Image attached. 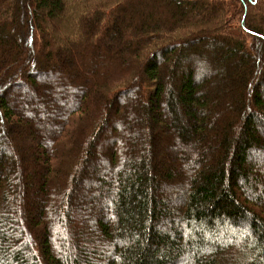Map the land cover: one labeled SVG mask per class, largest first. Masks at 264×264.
Masks as SVG:
<instances>
[{
	"label": "trees",
	"instance_id": "obj_1",
	"mask_svg": "<svg viewBox=\"0 0 264 264\" xmlns=\"http://www.w3.org/2000/svg\"><path fill=\"white\" fill-rule=\"evenodd\" d=\"M41 80L48 98L21 114L10 89ZM263 87L264 0H0V264H264ZM132 97L138 124L118 104ZM84 177L103 201L78 208Z\"/></svg>",
	"mask_w": 264,
	"mask_h": 264
},
{
	"label": "rangeland",
	"instance_id": "obj_2",
	"mask_svg": "<svg viewBox=\"0 0 264 264\" xmlns=\"http://www.w3.org/2000/svg\"><path fill=\"white\" fill-rule=\"evenodd\" d=\"M98 45H100V43ZM101 46H100V48H101ZM104 47H105V44H104ZM258 51H260V53H261L260 48L258 49ZM112 52H114V48L111 49L110 53H112ZM103 54L106 55V53L104 51H103ZM194 60H195V63H196L195 66L199 70L203 69V67L206 70H217V63L215 62L213 57L209 56L207 58H203L202 56H200V59H194ZM93 69H94V67H93ZM25 80L27 81V79H25ZM262 84L263 83H261V85ZM46 85L48 86L47 82H45L43 80L38 81L35 89H31L30 88L31 85H29V87H28V85L26 86V84L25 85H15L13 88L10 89V94L8 96L9 97L8 99L11 101V103L14 105V107L17 110L20 111L21 114L26 113L27 109L29 108V107H26V106L30 102H32V103H34V102L43 103L44 101H46V99L48 98V90H50V87H48V88L46 87L47 90L43 93V90H44ZM34 92H36V93H34ZM120 102L123 104V106L127 110L126 112H129V113L126 114L128 120H132L134 123L138 124L137 123L136 112L132 108V107H134V104L137 102L136 98L132 97L129 100H120V101H118L119 106L121 105ZM60 105H61L60 103H57L56 110H59ZM116 106H117V104L114 105L112 107V109L116 108ZM39 110L40 109H38V111ZM35 112L38 115V112L36 110H35ZM35 120L38 121L37 118H35ZM35 120L32 117V121L35 122ZM112 121H113V118H110L109 119L110 124L112 123ZM227 121H228V117L226 116V118L220 117V119L216 120V122H215V119H214V121L211 122V123H213L214 128H215L214 132H215V135L217 137V141L219 139H221V136H220L221 133H222L221 129L223 128L221 126H225L224 124ZM120 122L123 123V121H120ZM167 122H169V121L167 120ZM35 123H36L37 129L34 128V130L36 131V133L39 134V143H40V140H41V142H45L46 143L45 138L42 139V137H41V134L44 135L43 130H42V126L40 127V125H38L37 122H35ZM139 124H140V122H139ZM114 127L117 130H119V131L122 130L121 128H119V125L118 126L116 125ZM144 128L145 127L142 124H141V128L139 127V125H136V130H133L134 132H131L132 133V138L134 139V141L136 142L137 145H140V143L143 142V131H144ZM19 133H22L21 129L19 130ZM260 133H261V135L264 138V128H261ZM87 134H88V132H86L85 130H81L79 132L78 140L76 142L78 147H80V146L85 144ZM104 135H106V131L103 134H101L100 139L97 142L93 143L94 144V150H93V153H92V157L88 158L89 164L86 166V174H88L89 177L92 180H93V177H91L90 175H94L95 177H98V175H97V174H99L98 172L99 171L102 172L104 170L103 167H102V164L104 163V159L102 158V156L106 155L104 153L105 152V145L102 143L103 140L105 139ZM215 135L211 134L210 136L212 138ZM16 136H17V139H18L19 135L16 134ZM20 136L23 137V138H22L21 141L18 140L19 142H18L17 146H18V149H19L20 153H22V156H25V158L23 160L24 167H26L28 172H33V171L37 170V168H38L37 165H36V159H35V156H34V153H33V148H34V146L37 148L39 146V144L31 143L30 141H28V138H27V136L24 133H22ZM211 138H207L206 139L207 140L206 141L207 144H206V146L204 148L207 151L206 152L207 153L206 158L208 159V161L211 160L212 163H216L217 162V158H218L217 154L219 153L220 150L218 148L216 139H214V138L211 139ZM161 146H162V144L159 146L160 150H161V148H160ZM179 148H180V146L178 145V147H176V150L174 149V152L172 153L173 156H175V157H173L175 164L177 163L176 159H178V157H179L178 156L179 153H180V149ZM4 149H5V147H4ZM160 152H163V151H160ZM183 154L185 156L191 154V157L193 159L194 152H192L191 150L189 152H187L186 154L185 153H183ZM180 155H182V153H180ZM173 159H172V161H173ZM168 161H169L168 158L163 159V162L161 164V165H163L162 169H164L166 167V164L168 163ZM204 163H206V161L205 162L203 161V165H205ZM161 171H163V170H161ZM256 172H257V175H258V171H256ZM157 173H159V171H157ZM102 177H104V176H102ZM114 177H115V174L112 177L108 176L109 179L111 178V181L114 180V179H112ZM263 178H264V176H263ZM91 183L92 184L90 185V187H88L87 186L88 182H87V178L86 177H84L83 180L80 182V184H79L80 191L77 192L76 198L74 199L75 202H76V205H78V208L81 205H85L87 207L91 206V205H94V203H95V201L97 199V197L94 196V194H96L100 190L98 189V185L94 184V181H91ZM259 188H262V187L259 186ZM170 191L171 190H170L169 187H164L163 194L165 195L167 192H170ZM34 195L31 194V200H34L33 201V205H32V212H35V209L37 210V203L36 202H37L38 197H36ZM177 195H179V194H177ZM260 195L264 198V191H263V193L261 192ZM92 196H94V198H92ZM97 200H99L101 202L103 201L100 198H98ZM174 203H178V201L174 202ZM161 226H169V223L167 222V220L161 221Z\"/></svg>",
	"mask_w": 264,
	"mask_h": 264
}]
</instances>
